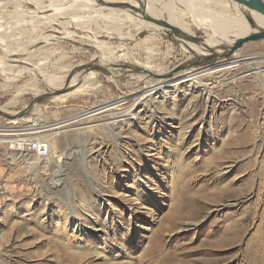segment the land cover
Segmentation results:
<instances>
[{"label":"rangeland","instance_id":"rangeland-1","mask_svg":"<svg viewBox=\"0 0 264 264\" xmlns=\"http://www.w3.org/2000/svg\"><path fill=\"white\" fill-rule=\"evenodd\" d=\"M23 14L5 37L22 52L8 59L0 44V110L25 113L0 115V131L38 128L28 135L63 155L9 152L0 138V264H264V39L141 95L143 67L171 72L191 51L129 22L100 50L86 34L60 38L57 26L79 29L71 15ZM96 49L125 63L114 79L77 69ZM65 74L86 77L79 94L44 97Z\"/></svg>","mask_w":264,"mask_h":264},{"label":"bare ground","instance_id":"bare-ground-1","mask_svg":"<svg viewBox=\"0 0 264 264\" xmlns=\"http://www.w3.org/2000/svg\"><path fill=\"white\" fill-rule=\"evenodd\" d=\"M226 3L230 4V6L233 8V16L228 14L230 10ZM78 7L81 8V11L79 10L81 12L80 14H77ZM53 9H55L57 13L52 12ZM61 12L64 13L65 16L71 15V19H74L72 20V22H74L73 24H76L77 28H79L77 31H67L66 28L57 26L56 30H59L56 33L61 35V39H75V41L79 42V37H82V35L86 34L87 38H89L98 48H100V50L102 48L107 49V39L112 37L128 38L126 37V34L130 32H122L125 29V25L123 23L129 22L134 23V30L136 33H140L143 30L155 31L158 34H162L163 38H169L172 43H180V45L184 46L186 50L188 48L192 49V51L195 53V55L192 54L195 59H197V57L202 58L207 55H212V53H214L213 49H216L218 45L221 47V43H223L225 46L231 44V42L236 37L240 36L244 32L246 26L245 15L242 11V8L240 7V4L235 0H0V44L6 51L4 52L6 56H9L8 59L11 58L10 54H18L19 52H22L18 50H11L8 46L9 44L7 45V40L5 37L6 35L11 34L10 30L13 29L12 26L14 24L18 25L19 22H23V13H25V15H33L34 19L29 16L32 19L27 21L29 23L39 25V22H41L42 19H47L51 22L56 20L59 21L58 18H60V15H63L60 14ZM143 17L145 18L143 19ZM186 18L192 19L194 24L203 27L206 30L207 36L204 38V41L209 47H211V50H202V47L200 48L198 45L184 40L183 37H185L186 34H192V31L189 28L191 24L190 22H186ZM220 19H224L225 21H217ZM97 21H101V25L97 26L95 24V28H90V25ZM114 21H117V23H114ZM254 22L255 26L257 27L264 26V19H261L256 14H254ZM108 23H111V25H108ZM163 23L169 24L172 28L165 26ZM177 25H179V27H177ZM81 29L83 31H81ZM5 30L9 31L5 32ZM237 30H239V32ZM52 37H54V40L57 38L55 36ZM104 38L106 39L103 40ZM30 43L32 44V42ZM219 50L220 48L216 49V51ZM111 54L108 55L105 54V52L102 53L96 49L95 58L82 64V66L80 68L78 67L77 69L89 70L93 69L94 66L99 65V67H103V72L109 79H114L119 73L117 70H121L123 64L125 63L119 60H114L111 57ZM11 59H14V57ZM190 61L193 60L189 58L183 64H187ZM96 63H98V65H96ZM212 64L215 63H211L209 65ZM128 67H132V64H128ZM134 68L135 67H133V69ZM196 68L198 67H189L179 71H174L173 69L171 72L169 71L167 73L161 74L143 67V74L138 75V84L143 81L144 85H141V87H136L133 92L139 94L141 93V95L147 92H152L163 85L172 84L182 80L183 77H187L193 73ZM77 69H68V72L72 73ZM150 73L152 76H148ZM68 76L69 74H65L59 79L57 76L44 75L43 80L45 79V81L51 85H54L58 79L61 80L62 83H64V81L66 82L62 88L67 87L68 91L53 96V99H65L67 97L76 96V94H79L86 77L82 76L78 80V76L75 75L68 82ZM75 84L80 85L77 89L71 90V86ZM17 119L18 118H14L13 120L16 121ZM13 120L10 119V121ZM112 122H114V120ZM36 130H38V128H33L30 130V132L34 133ZM46 134L47 133H44L42 137L47 136ZM48 155L50 158L54 157L55 161H59L63 153L54 154L49 147ZM180 204L177 206H180ZM170 216H172V213Z\"/></svg>","mask_w":264,"mask_h":264},{"label":"water","instance_id":"water-1","mask_svg":"<svg viewBox=\"0 0 264 264\" xmlns=\"http://www.w3.org/2000/svg\"><path fill=\"white\" fill-rule=\"evenodd\" d=\"M240 4V7L242 8V11L245 15L246 19V26L244 32L236 37L231 44L225 46L223 45L222 48L219 51L214 50L212 55H207L205 57H197L196 60L190 61L187 64H181L174 68V71H179L185 68L189 67H206V65H209L211 63H216L219 61H229V58L231 59L233 53L237 51L240 47H242L243 44L250 41H257L264 39V26L257 27L255 26L254 22V14H256L261 19H264V0H235ZM165 26L172 28L169 24L163 23ZM185 41H189L195 45H198L202 47V50H211V47H209L204 39H202L199 36L193 35V34H186L185 37H183ZM187 47V46H186ZM188 51H191L192 54L195 55L194 51L192 49L188 48ZM96 69L100 71H104L103 67L96 66ZM68 91V88H61L59 90H53L46 94H44V97H53L55 95H59L62 93H65ZM32 107V104H31ZM30 107V108H31ZM30 110V109H29ZM25 112L21 113L18 118L22 117ZM0 115H3L7 117L8 119L16 118L15 114H5L2 110H0Z\"/></svg>","mask_w":264,"mask_h":264},{"label":"built area","instance_id":"built-area-1","mask_svg":"<svg viewBox=\"0 0 264 264\" xmlns=\"http://www.w3.org/2000/svg\"><path fill=\"white\" fill-rule=\"evenodd\" d=\"M0 131V138L3 140V146L9 152L25 155H34L38 158H44L48 155V145L45 141L30 137V131L22 128L13 130L12 128H3ZM4 183H0V198L4 193Z\"/></svg>","mask_w":264,"mask_h":264},{"label":"crops","instance_id":"crops-1","mask_svg":"<svg viewBox=\"0 0 264 264\" xmlns=\"http://www.w3.org/2000/svg\"><path fill=\"white\" fill-rule=\"evenodd\" d=\"M4 127H2V129H3ZM10 128H12L13 130H16L14 127H10ZM8 151V150H7Z\"/></svg>","mask_w":264,"mask_h":264}]
</instances>
